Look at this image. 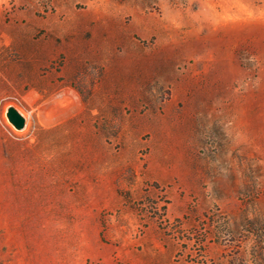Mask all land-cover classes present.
Listing matches in <instances>:
<instances>
[{
	"label": "rangeland",
	"instance_id": "obj_1",
	"mask_svg": "<svg viewBox=\"0 0 264 264\" xmlns=\"http://www.w3.org/2000/svg\"><path fill=\"white\" fill-rule=\"evenodd\" d=\"M0 264H264V0H0Z\"/></svg>",
	"mask_w": 264,
	"mask_h": 264
},
{
	"label": "water",
	"instance_id": "obj_2",
	"mask_svg": "<svg viewBox=\"0 0 264 264\" xmlns=\"http://www.w3.org/2000/svg\"><path fill=\"white\" fill-rule=\"evenodd\" d=\"M8 118L10 122L17 128L23 129L26 126V118L23 114L14 106L10 107L8 110Z\"/></svg>",
	"mask_w": 264,
	"mask_h": 264
},
{
	"label": "bare ground",
	"instance_id": "obj_3",
	"mask_svg": "<svg viewBox=\"0 0 264 264\" xmlns=\"http://www.w3.org/2000/svg\"><path fill=\"white\" fill-rule=\"evenodd\" d=\"M101 49V48H100ZM101 58V57H100Z\"/></svg>",
	"mask_w": 264,
	"mask_h": 264
}]
</instances>
